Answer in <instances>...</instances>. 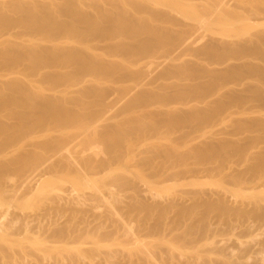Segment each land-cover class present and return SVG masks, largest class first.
I'll list each match as a JSON object with an SVG mask.
<instances>
[{"label":"rangeland","instance_id":"374dc122","mask_svg":"<svg viewBox=\"0 0 264 264\" xmlns=\"http://www.w3.org/2000/svg\"><path fill=\"white\" fill-rule=\"evenodd\" d=\"M113 1L0 0V264H264V0Z\"/></svg>","mask_w":264,"mask_h":264},{"label":"bare ground","instance_id":"6f19581e","mask_svg":"<svg viewBox=\"0 0 264 264\" xmlns=\"http://www.w3.org/2000/svg\"><path fill=\"white\" fill-rule=\"evenodd\" d=\"M114 1H116V0H114ZM114 1H113V2H114ZM119 1H120V0H119ZM121 1H124V0H121ZM121 1H120V3L118 2V4H120L121 6H119L118 4H117V5H118L119 7H122L121 9H123V10H125L124 8H126V10H127L128 12L126 13V11H125V13L128 14L129 11H130V9H128V8L130 7V5H129L128 8H127V7H124V8H123V6H122V4H121V3H122ZM135 1H136V0H135ZM141 1H143V0H141ZM141 1H140V2H141ZM220 1H221L222 3H220ZM234 1H235V0H234ZM127 2H128V1H127ZM127 2H125V6H126ZM131 2H132V1H131ZM133 2H134V0H133ZM140 2H139V0H138V4H139ZM143 2H144V1H143ZM143 2H141V3H143ZM147 2H148V1H147ZM154 2H155V1H154ZM218 2L220 3V6H224V5L226 4V3H224L223 0H219ZM235 2H236V1H235ZM260 2H261V0H244V1L241 2V3H234L233 8H235V9H236V8H243V7H244V8H248V7L255 8V7H257V6L260 4ZM135 3L137 4V2H135ZM141 3H140V4H141ZM215 3H216L215 5L218 4L217 2H215ZM128 4H129V3H128ZM136 4H135V5H136ZM138 4L136 5L137 8L142 7V5L140 6V4H139V6H138ZM144 4H146V3L144 2ZM144 4H143V5H144ZM149 4H151V3L149 2ZM149 4H148V6H149ZM112 5H114V3H113ZM112 5H110V6H112ZM117 5H116V6H117ZM133 5H134V4H133ZM146 5H147V4H146ZM213 5H214V4H213ZM213 5H212V6H213ZM35 6H36V5H35ZM35 6H34V8H35ZM95 6H96V5H95ZM116 6H115V7H116ZM118 6H117V7H118ZM144 6H145V5H144ZM218 6H219V4H218ZM29 7H30V6H29ZM29 7L27 8V10L24 11V13H25L24 16H25L26 19H29V18L33 19L32 17H34V16L37 14V13L34 14V11H35L36 8H35L33 11H31V10L29 9ZM215 7H216V6L210 7V9H212V8L215 9ZM130 8H131V10H132V8L135 9V7H133L132 4H131V7H130ZM137 8H136V9H137ZM147 8H148V7L146 6V9H147ZM149 8H150V6H149ZM152 8H153V7H152ZM217 8H218V7H217ZM28 9H29V10H28ZM113 9H114V8H113ZM140 9H141V8H140ZM218 9H219V8H218ZM91 10H92V9H91ZM101 10H102V9H101ZM143 10H145V9H142L141 11H143ZM151 10H152V9H151ZM98 11H99V9H98ZM119 11H120V9H119ZM133 11L136 12V15H135L136 17H137V15H139V14L141 13L140 10H138V12H137L136 10H133ZM133 11H132L131 13H133ZM139 11H140V12H139ZM147 11H148V10H147ZM153 11H154V12H153L154 15H156V14L158 13V12L155 13V10H153ZM93 12H94V11H93ZM96 12H97V11H96ZM116 12H117V11H116ZM120 12H121V11H120ZM120 12H118V14H121V15H122V14L124 13V12H121V13H120ZM94 13H95V12H94ZM100 13H101V12H100ZM100 13H99V14H100ZM131 13H129L130 16H129V15H128V16L133 20L132 17H135V16H132V15H134V13H133V14H131ZM138 13H139V14H138ZM142 13H143V12H142ZM144 13H145V11H144ZM144 13H143V15H144ZM146 13H147V12H146ZM161 14H162V13H161ZM121 15H120V17H121ZM148 15H149V14H148ZM154 15H153V16H154ZM128 16H127V17H128ZM131 16H132V17H131ZM145 16H146V15H145ZM163 16H164V15H163ZM163 16H162V18H163ZM113 17H114V15H113ZM123 17H124V15H123ZM148 17H149V16H148ZM166 17H167V16H166ZM115 18H116V17H115ZM121 18H122V17H121ZM124 18H125V17H124ZM140 18H141V15H140ZM140 18H138V19H140ZM149 18L153 19L154 17H149ZM156 18H157V17H156ZM160 18H161V16L159 15V19H160ZM135 19H136V18H135ZM142 19H143V18H142ZM151 19H150V20H151ZM167 19H168V18H166V21H167ZM87 20H88V19H87ZM108 20H109V19H108ZM120 20H121V19H120ZM123 20H124V19H123ZM132 20H130V19L128 18L127 21H128V23H129V21L132 22ZM146 20H147V18L144 19L143 21L146 22ZM154 20H157V19L154 18L153 21H154ZM160 20H161V19H160ZM168 20L171 21V19H168ZM82 21H83V20H82ZM93 21H94V20H93ZM124 21H125V20H124ZM133 21H134V20H133ZM139 21H140V20H139ZM139 21L136 20L135 22H138V24H139ZM166 21L164 20V23H165ZM170 21H169V22H170ZM172 21H173V20H172ZM119 22H120V21H119ZM157 22H160V21L157 20ZM161 22H162V21H161ZM75 23H76V22H75ZM99 23H100V22H99ZM124 23L127 24V22H124ZM140 23H141V22H140ZM170 23H171V22H170ZM173 23H176V22L174 21ZM73 24H74V23H73ZM85 24H86V23H85ZM93 24H94V23H93ZM132 24H134V23L132 22ZM135 24H136V23H135ZM159 24H161V23H159ZM171 24H172V23H171ZM121 25H122V24H121ZM154 25H155V24H154ZM161 25H162V24H161ZM84 26H85V25H84ZM134 26H135V25H134ZM169 26H170V25H168V27H169ZM124 27H125V26H124ZM87 28H88V27H87ZM134 28H136V27H134ZM165 28H166V27H165ZM173 28H174V27H173ZM98 29H99V28H98ZM126 30H127V29H126ZM183 38H184V37H183ZM84 43H85V42H84ZM140 43H141V42H140ZM126 44H127V43H126ZM125 46H126V45H125ZM139 46H140V45H139ZM129 47H130V46H129ZM122 48H123V45H122ZM127 48H128V47H127ZM139 48H140V47H139ZM123 49H124V48H123ZM128 50H130V49L128 48ZM139 50H140V49H139ZM142 51H143V50H142ZM140 52H141V51H140ZM141 53H142V52H141ZM75 56H76V55H74V57H75ZM82 56H83V55H82ZM88 56H89V55H88ZM78 57H79V56H78ZM80 57H81V56H80ZM84 57H85V59L87 58V56H85V55L83 56V58H84ZM75 58H77V57H75ZM83 58H79V59H83ZM88 58H89V57H88ZM77 59H78V58H77ZM89 60H92V59L89 58ZM89 60H88V59L85 60L86 63L89 62ZM85 61H84V63H85ZM80 62H81V60H80ZM82 62H83V61H82ZM92 62H93V61H92ZM92 62L90 61V63H92ZM86 63H85V64H86ZM82 64H83V63H81V65H82ZM92 64H93V63H92ZM78 65L80 66V63H78ZM88 65L90 66V68H91V66H93V65H90V64H88ZM84 66H85V65H83V67H84ZM89 66L86 65V68L89 67ZM94 66H95V64H94ZM97 66H98V65H97ZM95 67H96V66H95ZM95 67H93V68H95ZM84 68H85V67H84ZM93 68H91V70H92ZM81 69H82V68H81ZM98 69H99V68H98ZM94 70H95V69H94ZM119 70H120V69H119ZM117 72H118V71H117ZM90 87H91V86H90ZM32 88H33V90L35 89V91L32 90L33 93L31 92V95H33V96H31V97L35 98V99H36L37 101H39L40 103L42 102V104H39V102H37V103H38L39 105L42 106V107H41L42 109L44 108V110H45V109L48 110V111L45 110L46 113H49V112H50L49 114H46V115H48V117H51V116L54 115V114L51 115L52 108L54 109V107L57 106V104H58V106L60 105V107H61V102H63V103H64V102H67V101H65V99H62L63 101H61V99H58V101L60 100V102H58V101H57L58 103L53 102L54 104H52V103L50 102V103L52 104V106H51V105H49V104L47 103L46 100H47L49 97H45V95H43V93H45V92H43L42 88H41V91H42L43 93L40 92V90H39L40 87L38 88V86H32ZM88 88H89V87H88ZM94 90H95V89H94ZM94 90H93V92H94L93 95L95 94V91H94ZM86 91L88 92L89 90H86ZM86 91L83 92V96H84V94H87V93H85ZM41 95H43V96H41ZM91 95H92V94H90V96H91ZM143 95H144V94H143ZM143 95H142V96H143ZM85 96H87V95H85ZM140 96H141V95H140ZM42 97H43V98H42ZM52 97H53V96H52ZM146 97H147V96H146ZM146 97H144V98H146ZM33 98H31V99L33 100ZM44 98H45V100H44ZM55 98H56V97H55ZM55 98H53V99H55ZM60 98H61V97H60ZM35 99H34V100H35ZM56 99H57V98H56ZM34 100L31 102L32 104H33V102H35ZM51 100H52V99H51ZM53 101H54V100H53ZM79 101L81 102L82 100H79ZM14 102H15V101H14ZM48 102H49V101H48ZM80 102L77 101V103H80ZM37 103L35 102V104H37ZM55 103H56V104H55ZM63 103H62V104H63ZM29 104H30V103H29ZM29 104H28V105H29ZM32 104H30L29 106H31ZM70 104H71V103H70ZM53 105H54V107H53ZM67 105H68V104H67ZM29 106H28V108H29ZM31 107L34 108V106H31ZM31 107H30V109H31ZM36 107H38V105H37ZM55 108H58V107H55ZM38 109H39V107H38ZM32 110H33V109H32ZM40 110H41V109H40ZM70 110H71V109H70ZM27 111H29V110H26V111H25V116H26V117H27L28 113L30 112V111H29V112H27ZM41 111H42V110H41ZM57 112H58V111H57ZM60 112H61V111H60ZM67 112H68V111H65V113H64V114H65V117L67 116L66 118H68V117L71 115V114L69 115V112H68V113H67ZM21 113H22V112H21ZM53 113H54V112H53ZM66 113H67L69 116H68ZM26 114H27V115H26ZM29 114H31V113H29ZM55 114L57 115L58 113H55ZM60 114H61V113H60ZM64 114H63V115H64ZM32 115H33V113H32ZM50 115H51V116H50ZM56 115H54L56 118H59V117L61 118V117H63V116H58L59 114H58L57 116H56ZM73 115H74V117H75V114H73ZM73 115H71L70 118H68L69 120L65 118V119H66L65 122H68V121L70 122V120H72V119L74 118ZM19 116H20V115H19ZM29 116H30V115H28V118H29ZM21 117H22V116H20V118H21ZM26 117H23V118H26ZM30 117H31V116H30ZM71 117H73V118H71ZM63 118H64V117H63ZM16 119H17V118H16ZM18 119H19V118H18ZM25 120L27 121V118L24 119V121H25ZM28 120H29V119H28ZM21 121H22V120H21ZM72 121H73V120H72ZM15 122H17V121L15 120ZM55 122H56V121H55ZM75 122H76V121H75ZM1 123H3V122H1ZM29 123H30V122H29ZM62 123H63V122H62ZM73 123H74V122H73ZM3 124H6V123H3ZM7 124H8V123H7ZM22 124H23V123H22ZM91 124H92V123H91ZM70 125H71V124H70ZM74 125H75V123H74ZM89 125H90V124H89ZM82 126H85V125H82ZM67 127H68V125H67ZM88 127H89V126H88ZM88 127H87V129H90V128H88ZM90 127H91V126H90ZM0 128H1V127H0ZM10 128H11V127H10ZM30 128H31V127H30ZM80 128H81V127H80ZM6 129H7V128H6ZM82 129L84 130L85 127H83ZM13 130H14V129H13ZM2 131H3V130H2ZM7 131H8V130H7ZM16 131H17V130H16ZM65 131H67V130H65ZM76 131H77V130H76ZM76 131H75V132H76ZM84 131H86V130H84ZM92 131H93V130H92ZM75 132H74V133H75ZM78 132H81V131H78ZM89 132H90V131H89ZM4 133H5V132H4ZM20 133H21V132H20ZM86 133H87V132H86ZM10 134H11V133H10ZM48 134H50V132H49ZM51 134H52V133H51ZM65 134H66V133H65ZM82 134H84L83 131H82ZM93 134H94V131H93ZM25 135H26V133H25ZM7 136H8V135H7ZM49 136H51V135H49ZM49 136H48V137H49ZM68 136H69V135H68ZM70 136H71V135H70ZM72 136H73V135H72ZM72 136H71V137H72ZM74 136H76V135H74ZM93 136H94V135H93ZM19 137L21 138V136H19ZM44 137H45V136H44ZM58 137H59V136H58ZM75 138H76V137H75ZM79 138H80V137H79ZM47 139H48V138H47ZM47 139H46V140H47ZM66 139H70V138H66ZM72 139H73V138H72ZM72 139H70V140H72ZM8 140H9V139L4 140L5 145H6V144L8 145V143H7ZM36 140H38V139L36 138ZM41 140H42V139H41ZM9 141H12V140H9ZM17 141H18V140H17ZM38 141H40V140H38ZM43 141H45V139H43ZM66 141H68V140H66ZM14 142H15V141H14ZM29 142H30V141H29ZM10 143H11V142H10ZM12 143H13V142H12ZM17 143H18V142H17ZM20 143H21V142H20ZM32 143H33V141H32ZM40 143H41V142H40ZM43 143H44V142H43ZM43 143H42V144H43ZM46 143H47V142H46ZM49 144H50V142H49ZM3 145H4V144H3ZM37 145H38V144H37ZM39 145H40V144H39ZM61 145H62V144H61ZM1 146H2V145H1ZM12 146H14V144H13ZM17 146H18V145H17ZM21 146H23V145H20V147H21ZM25 146H26V145H25ZM52 146H53V145H52ZM10 147H11V146H10ZM32 147H34V145H32ZM32 147H30V148H32ZM57 147H58V146H57ZM66 147H67V146H66ZM66 147H65V148H66ZM28 148H29V147H28ZM30 148H29V150H30ZM58 148H59V149H57V150H58V153H57V150H56V152L54 151L56 154L53 152L52 155L54 154V156H55V155H57V154H59V153H60V155L63 154V153H65L64 151H63V152L60 151V149H62L63 147H60V146H59ZM14 149H15V148H14ZM19 149H20V148H19ZM26 149H27V148H26ZM32 149L34 150V148H32ZM45 149H46V148H45ZM3 150H4V151H6V150L9 151V148H7L6 150L3 148ZM12 150H13V149H12ZM33 150H32V151H33ZM62 150H64V149H62ZM4 151H2V152H4ZM14 151H16V150H14ZM24 151H26V150H24ZM30 151H31V150H30ZM30 151H28V149H27V152H30ZM34 151H35V150H34ZM77 151H78V150H77ZM2 152H0V153L2 154ZM11 152H12V151H11ZM19 152H20V151H19ZM27 152H26V153H27ZM45 152H46V151H45ZM61 152H62V153H61ZM14 153H15V152H14ZM20 153H21V152H20ZM20 153H19V154H20ZM33 153H34V152H33ZM39 153H40V151H39ZM46 153H47V152H46ZM7 154H8V152H7ZM7 154H6V157H7ZM9 154H10V153H9ZM19 154H17V155L20 156ZM21 154H23V152H22ZM36 154H37V153H36ZM11 155H12V154H10V156H11ZM25 155H26V154H24V156H25ZM42 155H43V152H42L41 155L36 156V158L39 157V156H42ZM45 155H48V154H45ZM45 155H44L43 157H45ZM49 155H51V153H50ZM52 155H51V156H52ZM0 156H3V155H0ZM4 156H5V155H4ZM12 156H13V155H12ZM21 156H22V155H21ZM24 156H23V157H24ZM34 156H35V154H34ZM62 156H63V155H62ZM91 156H92V155H91ZM58 157H59V156H58ZM63 157H64V156H63ZM25 158H27V156H26ZM31 158H32V157H31ZM41 158H42V157H41ZM48 158H49V157H47V160H48ZM54 158L56 159V157H54ZM54 158H53V161L55 160ZM64 158H65V157H64ZM77 158H79V157H77ZM0 159H1V157H0ZM23 159H24V158H23ZM39 159H40V158H39ZM39 159H37V160H39ZM49 159H51V158H49ZM57 159H59V158H57ZM80 159L82 160V158H80ZM80 159H79V160H80ZM90 159H91V158H90ZM7 160H8V159H7ZM7 160L5 161V164H6V163H7V164H8V163H9V164H12V163H13L14 166H11V165L8 164L9 167H7V165L4 164V165L6 166V168H5L6 171H7V170H10V168L12 167V168H13V170H11L12 172H10V171H9V172H10V173L15 172V175H17V173H16V172H17V169H15V171H14V167L16 168L17 165L15 166V163L18 162V161H15V163H14V161H12V160H9L8 162H7ZM13 160H14V159H13ZM17 160H19V159H17ZM43 160L46 161V157H45V159L43 158ZM72 160H73V159H72ZM3 161H4V160H3ZM10 161H12V162H10ZM19 161H20V160H19ZM22 161H23V160H22ZM26 161H27V159H26ZM77 161H78V160H77ZM82 161H83V160H82ZM90 161H91V160H90ZM90 161H89V162H90ZM38 162H39V161H38ZM40 162H43V161L41 160ZM49 162H50V161H49ZM72 162H74V160H73ZM72 162H71V163H72ZM1 163H2V162H1ZM18 163H19V162H18ZM20 163H21V162H20ZM24 163H26V162H24ZM24 163H23V164H24ZM27 163H28V162H27ZM30 163H31V162H30ZM33 163H36V162H33ZM43 163H45V162H43ZM43 163H42V164H43ZM74 163H75V162H74ZM74 163H73V164H74ZM77 163H78V162H77ZM87 163H88V162H87ZM42 164L40 163V166H41ZM45 164H46V163H45ZM45 164H43V165H45ZM75 164H76V163H75ZM4 165H1V164H0V171H1V170H5V169H3V168L5 167ZM33 165H34V164H33ZM33 165H32V166H33ZM66 165H67V164H66ZM69 165H70V164H69ZM69 165H68V167H69ZM10 166H11V167H10ZM23 166H25V165H23ZM32 166H31V167H32ZM35 166L37 167V166H39V165L36 164ZM35 166H34L33 168H35ZM45 166H46V165H45ZM49 166H50V165H49ZM74 166H75V165H74ZM76 166H77V164H76ZM84 166H85V165H84ZM87 166H88V165H87ZM17 167L21 168L22 165L19 164V166H17ZM27 167H28V166H27ZM29 167H30V166H29ZM29 167H28L26 170H24L26 167H25V168H21L20 171H21V172L23 171V173H25V171H26V174H23V176H24L23 179L19 178L20 181H21V180H25V179L27 178L26 175H27V174L29 175V173H27V172L29 171ZM71 167H72V166H71ZM71 167H70V168H71ZM7 168H9V169H7ZM19 168H18V170H19ZM33 168H32V170H33ZM39 168L41 169V167H38V168H37L38 171H39ZM42 168H43V167H42ZM72 168H73V167H72ZM72 168H71V169H72ZM74 168H75V167H74ZM89 168H90V166H89ZM35 169H36V168H35ZM35 169H34V170H35ZM43 169H44V168H43ZM48 169H49V167H48ZM30 170H31V169H30ZM34 170H33V171H34ZM45 170H46V169H45ZM75 170H76V169H75ZM75 170H74V172H75ZM83 170H84V169H83ZM83 170H81V171L83 172ZM89 170H91V169H89ZM94 170H95V169H94ZM20 171H19V172H20ZM35 171H36V170H35ZM42 171H43V170H42ZM91 171H93V169H92ZM3 172H4V173H7V172H5V171H2V172H0V173H3ZM31 172H32V171H31ZM40 172H41V171H40ZM44 172H45V171H44ZM44 172H43V173H44ZM4 173H3V174H4ZM10 173H9V174H10ZM32 173H34L33 175H34V177H35L36 172H32ZM32 173H31L29 176L27 175V176L29 177V179H26L27 181L30 180V179H33V178H34V177L32 176ZM89 173H90V172H89ZM3 174H1L0 176H2ZM13 174H14V173H13ZM13 174H12V175H13ZM18 174H19V173H18ZM39 174H40V173H39ZM76 174H77V173H76ZM19 176H22V175L19 174ZM2 177H3V176H2ZM14 177H15V176H14ZM17 177H18V176H17ZM17 177H16V178H17ZM25 177H26V178H25ZM30 177H31V178H30ZM37 177H38V176H37ZM0 178H1V177H0ZM4 178H5V177H4ZM6 178H7V176H6ZM37 179H38V178H37ZM8 180H9V179H8ZM8 180H6V182H7ZM33 180H35V178H34ZM33 180H31V182H32ZM4 181H5V179H4ZM4 181H2V179H1V183L4 182ZM9 181H10V180H9ZM13 181H14V180H13ZM17 181H18V180H17ZM17 181H14V183L17 182ZM42 181H43V180H42ZM18 182H19V181H18ZM18 182H17V183H18ZM21 182H22V181H21ZM23 182H24V181H23ZM29 182H30V181H29ZM10 183H11V182H10ZM12 183H13V182H12ZM32 183H33V182H32ZM26 184H27V183H26ZM29 184H30V183H29ZM34 184H35V183H34ZM7 185H8V183H7ZM9 185H10V184H9ZM20 185H21V184H20ZM1 186H2V184H1ZM3 187H4V186H3ZM5 187H6V188H9V187H7V186H5ZM28 187H30V185H29ZM14 188H15V187H14ZM9 189H11V188H9ZM12 189H13V187H12ZM1 190H2V189H1ZM3 190H4V189H3ZM3 190H2V191H3ZM7 190H8V189H7ZM30 190H31V189H30ZM34 190H35V188H34ZM4 191H5V190H4ZM4 191H3V192H4ZM5 192H8V194H9V191H5ZM15 192H16V190H15ZM33 192H34V191H33ZM12 193H13V191H12ZM30 194H33V193H30ZM10 195L13 196L11 193H10ZM10 195H9V196H10ZM26 195H27V192H26ZM26 195H25V196H26ZM7 197H8V196H6V198H7ZM4 198H5V197H4ZM62 200H63V199H62ZM76 200H77V199H76ZM63 202H64V201H63ZM63 206H64V205H63ZM0 207H1V206H0ZM60 208H61V207H60ZM92 208H93V207H92ZM1 209H2V207H1ZM1 211H2V210H1ZM109 213H110V212H109ZM109 213H108V214H109ZM0 214H1V212H0ZM17 214H19V213H17ZM15 215H16V214H15ZM41 215H42V214H41ZM3 216H4V215H3ZM17 216H18V215H17ZM17 216H14V217L16 218ZM37 216H38V215H37ZM109 216H110V215H109ZM0 217H1V216H0ZM12 217H13V216H12ZM20 217H21V216H20ZM20 217L18 218L19 220H20ZM26 217H29V216H26ZM26 217H25V218H26ZM31 217H32V216H31ZM1 218H2V217H1ZM1 218H0V219H1ZM34 218H36V217H34ZM38 218H39V217H38ZM38 218H37V219H38ZM28 219H29V218H28ZM28 219H27V220H28ZM30 219H31V218H30ZM40 219H42V217H41ZM40 219H39V220H40ZM111 219H112V218H111ZM11 220H12V219H10V221H11ZM14 220H15V219H14ZM14 220H12V221H14ZM16 220H17V219H16ZM19 220H17V221L19 222ZM27 220H26V221H27ZM42 220H45V219L43 218ZM58 220H59V219H58ZM24 221H25V220H24ZM26 221H25V222H26ZM31 221H33V220H31ZM31 221H30V222H31ZM34 221H35V220H34ZM34 221H33V222H34ZM36 221H37V220H36ZM36 221H35V222H36ZM48 221H49V220H48ZM63 221H64V220H63ZM30 222L28 221L29 224H31ZM54 222H55V220H54ZM11 223H12V222H11ZM14 223H15V222H14ZM20 223H21V222H20ZM23 223H24V222H23ZM23 223H21V224H23ZM28 223L26 222L27 225H28ZM42 223H43V222H42ZM44 223H45V222H44ZM64 223H65V222H64ZM26 224H25V225H26ZM33 224L36 225L35 223H33ZM58 224H59V223H58ZM1 225H2V224H1ZM7 225H8V224H7ZM9 225H10V223H9ZM23 225H24V224H23ZM38 225H39V223H38ZM41 225H42V224H41ZM47 225H48V224H47ZM54 225H55V224H54ZM54 225H53V226H54ZM59 225H60V224H59ZM2 226H3V225H2ZM43 226L45 227L46 225L44 224ZM53 226L51 227L52 229H50V230H54V229H53V228H54ZM55 226H57V225H55ZM60 226H61V225H60ZM29 227L31 228L32 226L29 225ZM29 227H28V228H29ZM37 227L39 228V226H37ZM44 227H42V228H44ZM47 227H49V226H47ZM57 227H58V226H57ZM57 227H56L55 229H59V228H60V230H61V227H58V228H57ZM0 228H1V227H0ZM8 228H9V227H8ZM20 228H21V227H20ZM22 228H23V226H22ZM25 228H27V227L25 226ZM28 228H27V230H24V231L27 232V231H28ZM49 228H50V227H49ZM31 229H34V228H31ZM35 229H37V228L35 227ZM40 229H41V228H39L38 230H40ZM47 229H48V228H47ZM6 230H7V228H6ZM62 230H63V229H62ZM62 230H61V232H62ZM2 231H4L3 227H2ZM24 231H22V232H24ZM29 231H30V230H29ZM42 231H43V230H42ZM56 231H57V230H56ZM58 231H59V230H58ZM35 232H36V231H35ZM52 232H53V231H52ZM59 232H60V231H59ZM4 233H6V232H4ZM33 233H34V232H33ZM44 233H47V232H44V231H43V234H44ZM48 233H49V235H50V231H49ZM56 233H57V232H56ZM63 233H64V232H63ZM52 234H53V233H52ZM54 234H55V233H54ZM54 234H53V235H54ZM61 234H62V233H61ZM61 234H60V235H61ZM6 235H8V234H6ZM40 235H41V234H40ZM62 235H63V234H62ZM38 236H39V235H38ZM46 236H47V235H46ZM57 236H58V235H57ZM63 236H65V235H63ZM47 237H48V236H47ZM41 238H42V237H41ZM44 238H45V236H44ZM49 238H50V237H49ZM58 238H59V237H58ZM63 238H64V237H63ZM63 238H62V239H63ZM2 239H3V238H2ZM6 239H8V237H7ZM47 239H48V238H47ZM56 239H57V238H56ZM45 240H46V239H45ZM60 240H61V237H60V239H59L58 241H60ZM0 241H1V240H0ZM41 241H42V240H41ZM46 241H47V240H46ZM58 241H57V242H58ZM61 241H62V240H61Z\"/></svg>","mask_w":264,"mask_h":264}]
</instances>
